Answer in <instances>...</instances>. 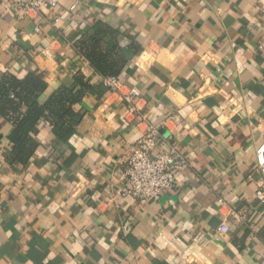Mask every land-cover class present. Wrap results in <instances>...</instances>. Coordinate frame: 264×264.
Segmentation results:
<instances>
[{
  "label": "crops",
  "instance_id": "0c3cea01",
  "mask_svg": "<svg viewBox=\"0 0 264 264\" xmlns=\"http://www.w3.org/2000/svg\"><path fill=\"white\" fill-rule=\"evenodd\" d=\"M263 10L264 0H58L24 16L0 0V80L40 76L42 104L78 72L91 84L70 134L40 120L26 163L10 160L14 127L0 114V264H264ZM96 33L120 43L118 78L161 124L156 151L172 145L188 161L160 200L118 193L142 132L77 48Z\"/></svg>",
  "mask_w": 264,
  "mask_h": 264
},
{
  "label": "trees",
  "instance_id": "16d2710c",
  "mask_svg": "<svg viewBox=\"0 0 264 264\" xmlns=\"http://www.w3.org/2000/svg\"><path fill=\"white\" fill-rule=\"evenodd\" d=\"M77 48L103 76L118 77L127 63L120 43L117 40L107 42L98 33L84 34L77 41ZM74 81V86L60 88L42 104L39 97L48 84L40 76L29 73L20 79L5 75L0 80V114L14 127L10 135L12 162L26 163L33 156L38 146L34 135L40 120L49 121L62 136L74 130L79 116L74 114L73 105L91 88L81 72L76 73Z\"/></svg>",
  "mask_w": 264,
  "mask_h": 264
},
{
  "label": "built area",
  "instance_id": "2783aa9c",
  "mask_svg": "<svg viewBox=\"0 0 264 264\" xmlns=\"http://www.w3.org/2000/svg\"><path fill=\"white\" fill-rule=\"evenodd\" d=\"M10 4L24 16H31L45 8L55 7L58 0H10ZM58 21L59 18L55 22ZM103 83L112 92L119 93L127 103L128 113L134 116L142 132L138 141L128 148L122 174L124 186L118 189V193L131 196L140 204L151 199L160 200L164 193L176 188L177 174L188 165V161L172 145L166 151H156L161 140L164 141L161 124L149 121L148 114L140 106L142 93L139 88L125 87L117 76H103ZM255 156V170L260 175L256 199L264 203V140L257 146ZM230 214L237 220L241 219L235 210H231ZM220 231H228L226 223L222 224Z\"/></svg>",
  "mask_w": 264,
  "mask_h": 264
}]
</instances>
